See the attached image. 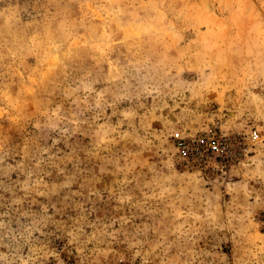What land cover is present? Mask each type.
Returning a JSON list of instances; mask_svg holds the SVG:
<instances>
[{
  "label": "rangeland",
  "instance_id": "obj_1",
  "mask_svg": "<svg viewBox=\"0 0 264 264\" xmlns=\"http://www.w3.org/2000/svg\"><path fill=\"white\" fill-rule=\"evenodd\" d=\"M0 264H264V0H0Z\"/></svg>",
  "mask_w": 264,
  "mask_h": 264
},
{
  "label": "built area",
  "instance_id": "obj_2",
  "mask_svg": "<svg viewBox=\"0 0 264 264\" xmlns=\"http://www.w3.org/2000/svg\"><path fill=\"white\" fill-rule=\"evenodd\" d=\"M175 144L183 154L198 157L210 155L214 159L229 161L235 157L231 152V146L235 143L232 139L223 136L196 137L191 141H184L178 133L174 135Z\"/></svg>",
  "mask_w": 264,
  "mask_h": 264
}]
</instances>
